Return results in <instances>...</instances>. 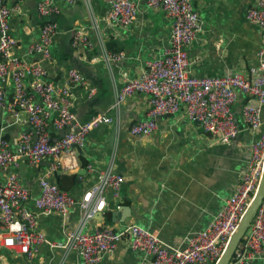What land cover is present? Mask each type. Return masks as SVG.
<instances>
[{"label": "crops", "instance_id": "crops-1", "mask_svg": "<svg viewBox=\"0 0 264 264\" xmlns=\"http://www.w3.org/2000/svg\"><path fill=\"white\" fill-rule=\"evenodd\" d=\"M51 1L60 9L59 14L41 18L35 0H5L10 7H20L11 18V33L17 40L14 54L42 64L47 69V79L54 84H63L70 68L83 73L96 92L88 97L86 87H70L72 110L79 122L98 114L114 117L111 124L89 132L80 152L76 149L79 169L86 164L102 169L114 154L113 168L124 176L120 198L107 199L104 210L95 215L88 228L121 229L137 224L154 232L168 246H183L185 236L209 224L239 181L249 145L256 137L241 117V108L249 96L237 94L232 111L239 131L229 144L219 143L205 133L197 122L185 116L183 108L169 117H159L158 129L150 136L132 135L131 124L147 118L148 95L132 94L117 113L109 107L122 82L139 76L146 62L161 56L169 46L171 18L162 6L150 9L143 0H132L136 17L129 25L121 26L107 20L110 8L105 0H76L73 4ZM254 4L255 0H193L200 31L187 50L190 74L201 77L240 72L247 78L254 75L261 31L246 18L247 8ZM47 19L56 21L58 29L50 46L51 58L43 60L41 55L29 53L28 47L39 38L40 26ZM78 30L92 43L91 48L72 46ZM118 52L123 54L120 59L106 60L107 54ZM4 91L11 99L12 84L5 83ZM29 132L24 113L0 110V134L8 139L11 149L22 134ZM50 133L52 139L60 135L52 129ZM52 164L53 160L46 158L37 167L22 162L16 168L31 194L25 206L35 215L36 229L48 240V244L37 247L33 262L86 264L75 251L51 244L62 242L65 229L77 226L81 217L78 206L70 210L66 222L60 214L40 212L34 206L33 199L39 194L38 179ZM75 173L55 170L50 178L79 200L94 182L95 174L88 171L77 175L73 182L66 178ZM5 175L6 171L0 169L2 181ZM3 232L0 225V264H25L24 256L2 245ZM97 264L152 262L123 240L115 250L103 254ZM248 264H264V258Z\"/></svg>", "mask_w": 264, "mask_h": 264}, {"label": "built area", "instance_id": "built-area-1", "mask_svg": "<svg viewBox=\"0 0 264 264\" xmlns=\"http://www.w3.org/2000/svg\"><path fill=\"white\" fill-rule=\"evenodd\" d=\"M35 1L37 15L41 18L60 12L51 0ZM64 1L73 4L76 0ZM105 1L110 8L109 22L127 26L134 21L137 8L132 0ZM143 2L150 9L162 6L171 18L170 43L161 56L146 62L139 76L122 82L109 109L117 113L128 97L143 93L148 95L147 118L131 124L132 135L150 136L158 129L159 117H169L183 108L185 116L197 122L205 133L219 143L229 144L239 131L232 106L239 92L246 94L249 100L241 108V117L256 137L249 145L239 181L209 224L203 230L185 236L181 247L168 246L154 232L137 224H128L121 229L88 228L95 215L104 210L107 199L120 198L124 176L113 168L114 154L102 169L86 164V172H93L95 179L79 200L59 187L50 176L55 170L77 173L76 147L85 143L90 131L111 124L114 117L98 114L84 122L77 120L72 110L70 87H86L88 97L95 94L96 88L89 86L83 73L76 68L67 70L63 84H54L47 79L48 72L42 64L16 56L17 40L11 33V18L20 7H10L5 0H0V110L24 113L30 127L29 133L17 139L14 149L0 134V169L6 171L5 179H0V225L4 229L1 242L4 247L24 256L25 264H34L37 247L48 244V240L36 229L35 215L25 206L31 194L16 172L22 162L37 167L46 158L53 160L51 169L38 179L39 194L33 203L40 212L60 214L63 222L70 210L78 206L81 217L77 226L65 229L62 242L51 244L75 251L86 264H97L103 254L115 250L123 240L131 249L150 257L152 264H215L255 193L264 168V0H255V4L246 10V18L257 24L261 31L258 66L251 78L240 72L201 77L190 74L187 50L200 31V19L193 0ZM57 29L56 21L45 20L40 26L39 38L29 45L28 52L49 60ZM72 46L91 48L92 43L78 30ZM122 55L110 53L106 60H118ZM7 82L13 87L11 99H7L4 91ZM51 129L60 133L58 138H51ZM260 258H264V198L229 264H248Z\"/></svg>", "mask_w": 264, "mask_h": 264}, {"label": "water", "instance_id": "water-1", "mask_svg": "<svg viewBox=\"0 0 264 264\" xmlns=\"http://www.w3.org/2000/svg\"><path fill=\"white\" fill-rule=\"evenodd\" d=\"M77 151L80 152V148L76 147ZM86 174V169L81 168L77 171V175L83 176ZM264 198V168L258 183V186L253 194L248 206L243 212L235 231L230 236L228 243L223 250L221 256L215 262V264H229L232 259L237 247L240 245L245 237V234L251 224L252 218L255 215L262 199Z\"/></svg>", "mask_w": 264, "mask_h": 264}, {"label": "trees", "instance_id": "trees-1", "mask_svg": "<svg viewBox=\"0 0 264 264\" xmlns=\"http://www.w3.org/2000/svg\"><path fill=\"white\" fill-rule=\"evenodd\" d=\"M79 71H80V70H79ZM85 167H86V165H85ZM85 167H84V168H85ZM76 177H77V174L75 173V174H73V175H71V176H67L66 178L69 179V180H71V182H73V181L75 180ZM243 240H244V239H243ZM243 240H242V241H243Z\"/></svg>", "mask_w": 264, "mask_h": 264}]
</instances>
